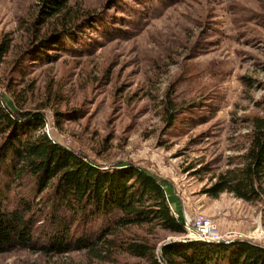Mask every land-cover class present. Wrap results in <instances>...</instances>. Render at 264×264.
Returning a JSON list of instances; mask_svg holds the SVG:
<instances>
[{"label": "rangeland", "instance_id": "374dc122", "mask_svg": "<svg viewBox=\"0 0 264 264\" xmlns=\"http://www.w3.org/2000/svg\"><path fill=\"white\" fill-rule=\"evenodd\" d=\"M71 4L94 16L72 38L28 50L37 0H0V40L12 39L0 64V97L15 100L20 110L42 111L53 141L101 168L131 163L168 181L185 218L211 216L223 231L264 245L263 203L206 192L246 151L254 117L264 116V0ZM47 228L37 226L39 241ZM134 230L148 235L159 253L166 241L184 235ZM136 261L127 253L110 261L87 251L16 247L0 253V264Z\"/></svg>", "mask_w": 264, "mask_h": 264}, {"label": "trees", "instance_id": "16d2710c", "mask_svg": "<svg viewBox=\"0 0 264 264\" xmlns=\"http://www.w3.org/2000/svg\"><path fill=\"white\" fill-rule=\"evenodd\" d=\"M37 2L39 14L28 50L72 38L81 22L94 16L80 15L71 0ZM11 48L12 39L5 35L0 64ZM45 116L42 111L20 110L15 100L0 97V253L19 247L53 254L87 251L100 261L115 260L119 253L140 258L126 264H264V245L241 239L178 240L164 245L160 255L156 243L134 229L185 233L172 185L131 163L101 168L53 141L44 130ZM252 126L246 151L206 189L210 196L232 192L264 204V116L254 117ZM17 188L27 193L11 195ZM40 224L48 227L43 241L36 238Z\"/></svg>", "mask_w": 264, "mask_h": 264}, {"label": "built area", "instance_id": "2783aa9c", "mask_svg": "<svg viewBox=\"0 0 264 264\" xmlns=\"http://www.w3.org/2000/svg\"><path fill=\"white\" fill-rule=\"evenodd\" d=\"M173 214L178 217V213L172 207ZM185 233L181 238L183 240H198V241H220L226 240L229 242L235 241L244 237L236 231H223L218 223L211 217L202 213H196L191 216H186Z\"/></svg>", "mask_w": 264, "mask_h": 264}, {"label": "water", "instance_id": "95a60500", "mask_svg": "<svg viewBox=\"0 0 264 264\" xmlns=\"http://www.w3.org/2000/svg\"><path fill=\"white\" fill-rule=\"evenodd\" d=\"M178 240H183V238H175V239H170L168 241H166L164 244L161 245V249H160V254L162 255V247L170 242H173V241H178ZM214 243H227L229 241H226V240H220V241H213Z\"/></svg>", "mask_w": 264, "mask_h": 264}]
</instances>
